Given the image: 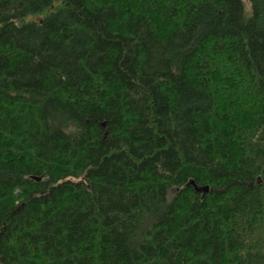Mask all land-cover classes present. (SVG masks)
Instances as JSON below:
<instances>
[{
    "label": "trees",
    "instance_id": "1",
    "mask_svg": "<svg viewBox=\"0 0 264 264\" xmlns=\"http://www.w3.org/2000/svg\"><path fill=\"white\" fill-rule=\"evenodd\" d=\"M0 264H264V0H0Z\"/></svg>",
    "mask_w": 264,
    "mask_h": 264
},
{
    "label": "water",
    "instance_id": "2",
    "mask_svg": "<svg viewBox=\"0 0 264 264\" xmlns=\"http://www.w3.org/2000/svg\"><path fill=\"white\" fill-rule=\"evenodd\" d=\"M36 180H39V178H35ZM190 185H192L193 189L196 191V192H199L201 196L204 195V193L206 194V192L209 190V187L206 186H198L196 185L194 182H192V180L189 181Z\"/></svg>",
    "mask_w": 264,
    "mask_h": 264
},
{
    "label": "rangeland",
    "instance_id": "3",
    "mask_svg": "<svg viewBox=\"0 0 264 264\" xmlns=\"http://www.w3.org/2000/svg\"><path fill=\"white\" fill-rule=\"evenodd\" d=\"M175 191H176V189L171 188V189L168 191V196L171 197V195H173Z\"/></svg>",
    "mask_w": 264,
    "mask_h": 264
}]
</instances>
